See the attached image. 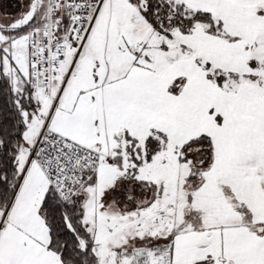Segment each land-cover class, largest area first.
Here are the masks:
<instances>
[{"label":"rangeland","instance_id":"obj_1","mask_svg":"<svg viewBox=\"0 0 264 264\" xmlns=\"http://www.w3.org/2000/svg\"><path fill=\"white\" fill-rule=\"evenodd\" d=\"M49 1L0 0V67L14 91L20 92L32 76L29 36L3 31L12 32L33 20L41 23ZM175 1L192 11L212 14L224 35L236 41L208 37L200 28L189 37L172 31L168 39L155 34L142 17L145 0H105L79 58H88L94 69L109 70L110 82H115L93 91L91 102L97 104L91 129L96 126L100 142L86 146L112 161L98 170L96 183L80 193L82 222L93 241L96 264H167L171 233L208 231L194 209L198 203L208 206L206 197L192 196L197 181L188 177L201 183L211 169L202 174V166H209L210 160L194 149L186 169L177 161L184 144L206 133L253 154L254 131L264 138V0ZM249 59L263 64H248ZM134 63L145 69V88L124 94L125 82L117 79L127 80L132 72L128 66L133 68ZM204 68L218 70V76L208 78ZM74 75L72 71V82ZM179 78L184 84L174 86L177 92L181 88L175 98L167 87ZM71 79L60 81L54 109L48 113L51 118L61 92L67 88L63 92L69 94ZM239 97L242 103L248 97L251 109L240 112L235 107ZM21 178L22 174L19 183ZM43 195L40 192L24 201L17 225L45 241L47 227L38 214ZM14 198L15 194L11 203ZM235 207L247 225L248 213L239 204ZM6 221L3 218L1 224Z\"/></svg>","mask_w":264,"mask_h":264},{"label":"crops","instance_id":"obj_2","mask_svg":"<svg viewBox=\"0 0 264 264\" xmlns=\"http://www.w3.org/2000/svg\"><path fill=\"white\" fill-rule=\"evenodd\" d=\"M255 63L263 64L258 61ZM132 66L133 64L128 66L132 72L129 77L125 76L127 80L123 77L117 79L119 82H125L124 94L133 95L138 90L143 92L145 88V69L135 63L133 68ZM73 71V82L69 77V94L64 93L67 88L61 92L52 118L48 113L55 106L58 85L65 73L64 66L57 70L56 76L48 85L35 83L33 74L29 80L37 102V111L30 118L24 134V146L17 156V168L22 174L21 182L17 185L19 189L10 208L0 212V264H61L55 254L45 249L47 238L45 241L39 240L18 227L17 216L19 210H23L27 198L33 196V200L36 194H44L48 188L35 164L26 168L30 150L48 117L49 130L83 146L99 145L100 139L97 138L95 126L97 117L95 128L91 129L95 114L93 109L95 110L97 104L95 101L91 102L93 91L108 85L114 86L115 82H110L109 70L94 69L91 61L85 56L77 62ZM223 92L227 94L226 91ZM238 95L241 96L240 93ZM248 99L245 97L242 103V98L239 97L235 107H238L240 112L248 111L251 109ZM226 101L230 103L229 98ZM249 119L257 121L255 118ZM259 134L261 136V133L254 131L253 142L256 149H251L253 154L234 148L221 136L214 139L210 136L213 163L210 171L203 174L201 187L196 193H191L198 199L206 197L208 206L200 207L198 203L194 209L202 215L208 231L192 232L191 229H183L181 233H171L174 234L171 242V264H264V147L259 145L264 138L259 137ZM206 175H209L208 179ZM207 181L212 183L208 184ZM221 188L227 191L223 192ZM238 204L248 213L249 219L245 218L248 220L247 225H244L241 214L235 210V205ZM12 207L14 212L10 214ZM3 218L7 221L1 224Z\"/></svg>","mask_w":264,"mask_h":264},{"label":"trees","instance_id":"obj_3","mask_svg":"<svg viewBox=\"0 0 264 264\" xmlns=\"http://www.w3.org/2000/svg\"><path fill=\"white\" fill-rule=\"evenodd\" d=\"M145 2V10L141 15L157 35L169 39L172 38L171 32L176 31L182 37H189L200 28L208 37L220 41H236V39L224 35L222 25L208 12L192 11L183 3L175 0H145ZM38 24H40L38 21L33 20L17 30L12 32L5 30L3 32L17 36L22 33H29ZM189 53L192 55L191 51ZM193 60L197 61L198 59L194 56ZM251 63L257 65L253 60L248 62V64ZM204 70L208 78L218 76V70L213 69L214 71L211 70L210 72L207 71L208 68H204ZM180 83L181 86L184 84L183 78L173 80L167 87V92L173 96L178 95L181 86L178 92L175 91L174 86ZM32 89L31 83L28 82L20 92L14 91L9 78L0 69V212L2 213L9 207L19 183L21 173L17 168V156L19 150L24 146V134L30 118L37 111V102ZM203 144L202 149L196 148ZM194 149H197L196 151L200 155L203 154L201 156H208L207 160H210L209 166H202L204 167L201 171L203 174L211 168L213 163V145L210 135L202 133L184 144L179 149V153L175 152L178 154L177 161L186 165V169L189 167L186 162L189 159V152ZM96 173L83 179L77 194L69 201H62L50 187L47 188L40 201L38 214L47 227V243L44 247L55 254L61 264H96L97 259L93 252L94 244L83 225V209L80 203L81 190L96 183ZM188 179L197 181L195 182L197 185L192 191L194 194L201 187L203 181L199 183L195 177H188ZM221 189L223 192L227 191L224 188ZM188 197L191 201V196L188 195ZM190 201H187L188 205ZM241 210L245 209L241 208ZM173 235L168 237L170 248L167 264H171Z\"/></svg>","mask_w":264,"mask_h":264},{"label":"built area","instance_id":"obj_4","mask_svg":"<svg viewBox=\"0 0 264 264\" xmlns=\"http://www.w3.org/2000/svg\"><path fill=\"white\" fill-rule=\"evenodd\" d=\"M104 1H49L43 22L28 34L29 62L35 83L48 85L62 66L65 81L69 79ZM48 124L49 117L30 150L26 168L35 164L48 187L62 201H69L77 194L83 179L110 164L112 157L64 138L49 130Z\"/></svg>","mask_w":264,"mask_h":264}]
</instances>
